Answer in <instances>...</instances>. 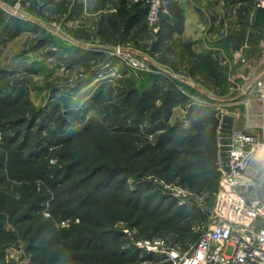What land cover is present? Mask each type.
<instances>
[{
	"label": "rangeland",
	"instance_id": "rangeland-1",
	"mask_svg": "<svg viewBox=\"0 0 264 264\" xmlns=\"http://www.w3.org/2000/svg\"><path fill=\"white\" fill-rule=\"evenodd\" d=\"M2 1L6 8H15L20 3L18 10L23 14L17 16L11 8L8 11L0 7V264H82L77 257L71 262V251L62 237L63 232L78 225L83 209L100 212L102 218L107 211L114 212L110 219H105L111 231H124L119 235L123 240L121 250L124 248L130 257L140 251L131 261L122 256L120 264H174L172 252L184 251L196 241L200 232L197 226L205 221L214 203L220 172L217 166L212 188L206 184L202 191L191 192L179 181L170 178L169 182V176L161 175L167 162L162 161L161 148L151 147L150 142L161 134L164 122L189 126L191 105L204 107L201 117L208 127L211 122L206 119V108L213 111L218 119L216 133L221 109L231 113L235 108L228 106L232 101L230 92L220 93L221 89L213 87L202 63L197 65L187 43L178 39V31L183 33L186 27L179 17L182 12L177 1L158 0L156 21L151 23L148 18L126 35L127 42L114 44L119 37L114 39L111 25L100 19L101 15L114 11L113 0ZM186 1L201 7L208 15L213 12L212 7L203 5V0ZM224 10L221 20L229 27L236 28L235 21L242 22L241 28L247 27L252 0H229ZM170 14L174 18L170 19ZM149 41H156L157 48L149 45L144 49L137 44ZM119 46L123 52H131L139 64L146 63V69H138L124 57L114 55L117 53L114 47ZM178 50L184 51L182 61L188 67L178 72L163 69L161 61L169 64ZM224 67L220 72L225 77ZM148 72L156 75L158 89L144 104L139 79L148 82ZM224 80L228 89V80ZM169 84L183 93L186 104L177 102L171 106L169 118L164 116L161 120L157 115L151 121L150 113L154 107L161 110ZM128 89L130 96H123L121 92ZM108 106H112L113 113L120 109L115 125L110 121L112 112H108ZM92 123L94 135L72 139L75 131ZM119 123L123 129H119ZM102 125L109 129H103ZM89 139L87 143L94 148L91 152L80 141ZM23 141L25 146H21ZM130 154L135 157L126 160L129 170L125 172L127 175L122 174L124 182L121 179L119 182L120 175L116 179V190L123 193L120 185L122 190L125 186L131 191L141 188L151 198L153 193L162 192L190 210L173 228L161 227V220L173 213V208L165 212L157 208L148 213L145 208L148 205L142 200L134 208L125 203L129 198L122 195L106 199L107 202L102 200L100 210L99 202L83 204L84 197L89 201L88 196L96 195L94 184L88 190L93 180L84 182L85 174L92 176L99 160L108 157L125 160ZM67 162L76 165L69 175L63 169ZM155 203L156 200L152 205ZM90 216L93 219V214ZM107 238L95 244L107 249Z\"/></svg>",
	"mask_w": 264,
	"mask_h": 264
},
{
	"label": "trees",
	"instance_id": "trees-1",
	"mask_svg": "<svg viewBox=\"0 0 264 264\" xmlns=\"http://www.w3.org/2000/svg\"><path fill=\"white\" fill-rule=\"evenodd\" d=\"M151 1L152 0H113L114 11L108 14L107 13L103 14L104 16L102 15L100 16V19H104L107 23L111 25V31L113 33L114 39H117V36L119 37L118 40H116V42H112L113 44L117 42L119 43L127 42L126 35L130 34V32H132L135 28L141 26L146 20H148V14L151 8ZM179 10L183 13L182 8H179ZM171 16L173 17L174 15L170 14V19ZM169 22L171 21H168V23ZM101 33L102 31H100V34ZM135 36L136 34L134 35V38L137 39V37ZM101 39H102V35H101ZM103 42L105 43V41ZM150 42H152V44H150ZM156 43H157L156 41H149V42H145V44L144 43L143 44L137 43V44L140 46V48L145 49L149 45L152 48H157ZM80 49L87 51L86 48H80ZM183 53L184 51L182 50L176 52L174 54L172 61L171 60L169 61L168 65H170L173 68V70L179 71L181 70V68L186 69L188 67L187 63H184L182 61V58L184 56ZM193 56H195V58L197 59V65L198 63H202L204 70L208 72L209 78H211L213 81L212 83L213 87L216 89H221L220 91L221 93L225 92L227 89L224 80L225 79L224 72H222V75L220 72V68L223 67L220 64V62L211 56L200 55L195 53L193 54ZM196 68L197 66L192 67V71L196 70ZM192 71L190 72V74H192ZM139 72L143 74L142 71ZM146 74H147L148 82H145L144 79H143L144 81H142V79H139V85H140L139 89L141 90L140 93L142 95L141 100L144 104L146 103L148 97L153 96V94L158 89L156 87V79H155L156 75L154 74L155 75L154 77L151 72H148ZM162 84H163V79H161V88H162ZM173 87L174 86L172 84H169L170 89H168L167 87V90L169 92L165 96L164 103L161 104V110L159 107L157 108L154 107L153 111L150 113L151 114L150 117H153L152 119L149 118L151 121H155L156 120L155 117L157 115L158 117H161V120L164 119V116L169 118L172 113L171 106L173 104L177 102L179 103L186 102L185 100L186 97H184L183 93H181V91L179 90L176 91L175 89H173ZM130 90L128 89L127 91H122L121 93L123 94V96H128V95L130 96L129 93ZM107 108H108V112H112V106H108ZM203 108L204 107L202 106H192V105L189 107V119L191 120L189 126L183 127L176 124H169L164 122L161 124V134L158 135L157 137L155 136L154 142H150L149 140L146 139L147 141L150 142L151 147L161 148V153L163 155L162 161L167 162L166 166L163 167L164 169H161L165 171V173L161 172V175L162 176L167 175V177L169 176L168 177L169 182H171L170 178L179 181L178 182L179 184L184 185V187L188 188L191 192L202 191L206 184L207 187L209 186L210 188H212L213 184L210 185L211 181H213L218 174L217 164H216V159H217L216 126L218 119L211 109L206 108V111L208 113L206 119L207 121L210 120L211 122L210 127H208L205 124L206 122L203 121L204 117H201V111L205 112ZM119 110H117L116 113L112 112V116H110L111 117L110 121L113 125H115V122L117 123L119 122L118 118L120 116L117 115L119 113ZM119 124H120L119 129H123L124 126L123 125L121 126V123ZM194 124L197 125L195 129L192 126ZM232 124H233V118L230 116H225L223 131L225 133H229L231 131ZM94 127H95V123L86 125L84 128L81 129V131H75L74 133L75 135L72 139L73 140H75L76 138L82 139L94 135L92 133ZM103 129L108 130L109 128L107 126L105 127L103 126ZM93 139L95 140L96 137H94ZM80 141H83L82 144H84L90 152L94 150V148L91 147L93 144L91 145V143H87V141H91L90 139L85 141L84 140H80ZM25 145L26 144L23 141L21 143V146H25ZM134 149H136L135 145H134ZM97 150H98L97 156H99L101 152L99 148ZM83 151L85 152L84 149ZM134 152L137 153V151ZM132 156L133 154H130L128 157H125V160L117 157H112L111 160L110 157H108V159L105 160H99V165L93 167V171L91 174L92 176L87 177L85 174V179H84V182L89 181L90 179L93 180V183L90 184L91 186L89 185L88 190L94 184L95 187L94 191H96V195L88 196L89 197L88 199L91 198V200L89 201H86V198L84 197L83 204L99 202L97 204L99 205L98 206L99 209L101 204L104 205L103 202H107L108 199L122 195L120 197H123L124 199L129 198V200H126L125 203L126 204L130 203V205L134 208H137L139 206V204L137 205L136 202L142 200V202H144L143 204L148 205L145 207L148 210V213L155 212L157 208H161L160 210L161 212H165V209L171 210L173 208L175 211L171 213L166 219L161 220V227H164L165 230L173 228V226H176L178 222H180V220L183 217H185V214H189L190 210H185L183 206L177 205V203H175V201L172 198L167 197V195H164L162 192L161 194L153 193L154 197L151 198L152 195L145 191H141V188H139L136 191H131V189L130 190L128 189V186H125V189L122 190L121 189L122 185H120L119 189L123 193H120L116 190L117 189L116 179L120 175L119 182L120 179L122 180V182H124L123 180L124 176L122 174L127 175L125 172L129 170L127 169L128 162H126V160ZM134 157L135 156H133V158ZM92 163L94 164L95 161H92ZM66 164L67 167L65 166L63 167V169L66 170V174L69 175V172H72L76 165H74V163L72 162L70 163L67 162ZM143 190H146V188H143ZM126 195L127 197H125ZM132 197L134 198L132 199ZM168 199H172V200L170 202H167ZM102 200L104 201L101 202ZM154 200H156V203L153 206L152 202ZM107 213L103 214V216L107 219H110L112 216L111 214H114L113 211H107ZM91 214H93V219L90 216ZM79 217H81V219L77 223L78 225L73 226L71 227V229L68 230L65 229L66 231L63 232L64 236L62 237V239L66 241V245L67 247H69V251H71L70 257L73 259L71 262H73L77 257L82 264H120V259L122 256L126 259L128 257L129 260L131 261L140 255L139 250L132 253L131 257L127 255V252L125 251L124 248H122L121 250L120 242L123 240L122 238H119V235L124 234V231L121 229L118 231L114 230L115 232L111 231L110 229L111 226H109L106 223L105 218H102L100 212H96L95 210L91 211L90 209L87 210L83 209V212L80 214ZM130 227L133 228L134 224H131ZM107 236L108 238L106 241L107 243H109L107 249L95 244L96 242L100 243V240L103 241L102 239ZM198 237L196 238V240L198 239ZM100 245L102 246V244ZM76 249H78L79 252H77Z\"/></svg>",
	"mask_w": 264,
	"mask_h": 264
},
{
	"label": "built area",
	"instance_id": "built-area-1",
	"mask_svg": "<svg viewBox=\"0 0 264 264\" xmlns=\"http://www.w3.org/2000/svg\"><path fill=\"white\" fill-rule=\"evenodd\" d=\"M157 1H151V23L157 19ZM19 6L9 8L22 16ZM0 7L10 10L2 0ZM260 10H264V0H252L248 28ZM234 24L240 29L242 22ZM247 47L246 40L235 52L228 75V94L232 95L228 106L235 108L231 113L221 109L217 127L220 178L214 203L197 226L198 239L188 249L170 255L174 264H264V63L253 75H243L240 67L250 65ZM113 50L128 64L146 69V63L139 64L131 52H123L120 46ZM227 115L233 118L229 133L223 131Z\"/></svg>",
	"mask_w": 264,
	"mask_h": 264
},
{
	"label": "crops",
	"instance_id": "crops-1",
	"mask_svg": "<svg viewBox=\"0 0 264 264\" xmlns=\"http://www.w3.org/2000/svg\"><path fill=\"white\" fill-rule=\"evenodd\" d=\"M176 1L178 7L183 9L181 16L186 27L183 33L180 30L178 31V39L183 38L189 49L195 54L211 56L217 59L221 65L224 64L223 67L227 68L225 72L226 80H228L231 61L235 57V52L246 40L248 47L245 51V56L249 60L250 65L240 67L242 74L251 76L264 63V39H262V35H264V10L256 13L253 27L236 29L229 27L221 20L224 8L229 0H203V5H207L209 8L212 7L213 12L211 15L204 12L201 7L191 5L189 1ZM138 54L140 55V53ZM161 66L164 67L163 69L171 68L173 70L170 65L163 61H161Z\"/></svg>",
	"mask_w": 264,
	"mask_h": 264
}]
</instances>
